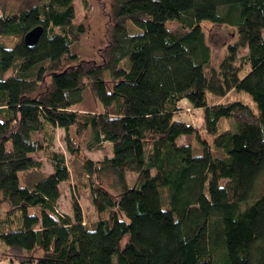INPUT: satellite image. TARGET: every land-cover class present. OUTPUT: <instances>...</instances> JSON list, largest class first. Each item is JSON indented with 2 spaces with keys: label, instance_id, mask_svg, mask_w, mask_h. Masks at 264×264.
Wrapping results in <instances>:
<instances>
[{
  "label": "trees",
  "instance_id": "trees-1",
  "mask_svg": "<svg viewBox=\"0 0 264 264\" xmlns=\"http://www.w3.org/2000/svg\"><path fill=\"white\" fill-rule=\"evenodd\" d=\"M75 2L0 0V247L25 252L17 264H264V0H107L98 32L76 21ZM206 23L237 31L217 62ZM87 91L96 111L85 109ZM233 93L251 98L256 122L233 125L245 104L215 102ZM183 102L202 110L199 156L178 143L201 140L178 119ZM58 128L72 155L87 133V149H113L81 166L93 225L77 201L73 219L58 210L71 176L54 149ZM37 155L54 171L23 185L22 171L42 167Z\"/></svg>",
  "mask_w": 264,
  "mask_h": 264
},
{
  "label": "rangeland",
  "instance_id": "rangeland-1",
  "mask_svg": "<svg viewBox=\"0 0 264 264\" xmlns=\"http://www.w3.org/2000/svg\"><path fill=\"white\" fill-rule=\"evenodd\" d=\"M5 3L17 5L18 1L23 3L25 0H3ZM76 8V21L77 22H86L91 30L94 32H98L101 30H105L107 22H108V14L109 7L107 0H89L87 3V7L84 6L82 0H76L75 2ZM204 31L206 32L207 40L211 46V49L214 54V60L217 62L222 56H224L226 52V48L228 45L233 44L237 39V31L233 27L230 26H216L213 24L206 23L203 25ZM139 31V30H138ZM264 35V29L262 31ZM7 46H11L15 39L8 38L4 40ZM246 52L245 49L239 52V57H241ZM13 74V72H8L6 77H9ZM208 98L210 100L213 97L208 93ZM228 100L233 101H241L245 104V107L236 109V116L233 121V125L239 123H254L256 122L255 117V107L249 96L244 94L233 93L228 98L215 100V102H225ZM85 109L89 111H96L95 100L92 97L90 91L86 92L85 95ZM185 103V102H184ZM187 103V102H186ZM184 110L178 116V119L183 120L189 124L194 125L195 127L200 129V138L199 140L194 135L182 136L178 139L179 144H190L193 148L194 155H202L204 153V141L208 138L209 134L203 129V119H202V110H191L189 105L183 104ZM226 127H230V123L225 124ZM89 133L83 134L78 138L80 140V144L83 147V150L80 154L72 155L66 150L64 139V131L60 129L59 134L56 138L55 150L59 153L63 152L67 164L70 169V180L63 183L61 186V199L59 202L58 210L60 213L68 214L72 219L74 217L73 210V201H77L79 206L81 207L84 223L88 225H93L97 219H99L98 214L96 212V208L93 203L92 194L89 188V184L85 174L82 172L81 166L83 160L85 158L91 160H100L105 156L113 155V149L108 144L104 145L102 148H95L93 150L86 148V143L89 140ZM38 159L42 162L41 168H33L24 170L20 173L21 183L26 186H30L33 183L47 177L51 172L54 171L52 165L41 155H38ZM136 176L133 174L127 175L128 184L130 187H133L135 184ZM166 191L165 188H161V192ZM167 192V191H166ZM259 192L263 194L264 192V174L260 180ZM0 199H3V195L0 192ZM7 203H0V219L5 212H7ZM162 207L163 209H167V197L165 193L163 194L162 199ZM2 215V216H1ZM19 215V213H17ZM27 256L25 252L20 249H5L0 247V264H17L20 260L24 259Z\"/></svg>",
  "mask_w": 264,
  "mask_h": 264
},
{
  "label": "water",
  "instance_id": "water-1",
  "mask_svg": "<svg viewBox=\"0 0 264 264\" xmlns=\"http://www.w3.org/2000/svg\"><path fill=\"white\" fill-rule=\"evenodd\" d=\"M43 34L44 27L42 25L37 26L25 34V36L23 37V42L27 47L34 48L37 46Z\"/></svg>",
  "mask_w": 264,
  "mask_h": 264
},
{
  "label": "crops",
  "instance_id": "crops-1",
  "mask_svg": "<svg viewBox=\"0 0 264 264\" xmlns=\"http://www.w3.org/2000/svg\"><path fill=\"white\" fill-rule=\"evenodd\" d=\"M183 104L188 105V103H186V102H185V103L183 102ZM63 131H64V130H63ZM59 132H60V128H58L57 131H56V137H57V135L59 134ZM64 135H65V132H64ZM56 141H57V140H56ZM56 141H55V145H56ZM54 149H55V146H54ZM56 151H57V150H56ZM37 156H38V155H37ZM51 173H53V172H51ZM51 173H50V174H51ZM67 215H68V214H67Z\"/></svg>",
  "mask_w": 264,
  "mask_h": 264
}]
</instances>
